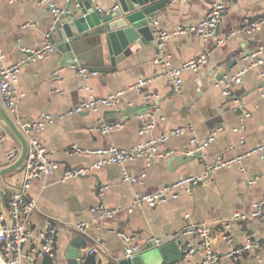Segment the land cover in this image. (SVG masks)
<instances>
[{
    "label": "crops",
    "instance_id": "obj_1",
    "mask_svg": "<svg viewBox=\"0 0 264 264\" xmlns=\"http://www.w3.org/2000/svg\"><path fill=\"white\" fill-rule=\"evenodd\" d=\"M96 1L103 8H109L115 2ZM215 1L224 3L229 9L219 26V38L237 29L246 17L264 16V0H171L158 13L154 23L171 32L165 50L173 63L178 65L200 54L208 55L202 70L184 74L182 97L171 92L164 78L157 77L160 69L154 64L157 45L150 43L142 47L134 44L133 55L119 63L117 69L111 67L109 58L103 57L96 40L86 39L76 43L75 54L80 65L96 72L88 80H84L76 69L62 67L61 56L56 50L43 60L23 67L19 87L24 96L19 118L35 122L43 112L55 116V121L37 137L59 162V168L45 182L35 180L28 191L30 197L38 200L31 218L35 238L47 229L49 221L64 225L59 232L60 241L55 255L38 259L36 264H85L88 257L94 258L97 264H109L122 257L124 242L117 234L120 231L136 236V244L142 248L150 238L160 239L168 235L181 241L196 242L195 238L180 234L186 226L199 223L211 226L214 246L225 254L229 246L223 239L222 222L235 213L248 216L233 223L236 244L245 241L246 233L256 231L260 247L245 254L240 261L224 257L219 264H264V209L261 215L252 216L255 204L264 195V161L258 155L248 154L264 138V87L261 88L264 82V28L250 35L233 36L221 46L217 44L219 38L205 41L191 31L177 32L180 27L186 28L203 20ZM39 2L0 0V46L7 63L24 58L23 49L42 47L49 35L50 12L46 11L47 5ZM52 2L55 7L64 8L67 0ZM25 23L31 26L23 27ZM259 49L231 69L228 78L242 73V81L240 84L233 83L231 94L224 95L223 83L215 84V80L226 63L231 58H240L246 50L253 54ZM257 58L263 63L257 64ZM100 68L106 69L100 71ZM143 79L147 80V84L139 91L131 89ZM87 86L98 97L124 91V100L119 108H105L99 113L69 114L74 106L88 97ZM242 95L243 103L234 100ZM134 108L139 111L120 112ZM147 113L156 117L165 116L166 119L148 133L140 134L143 124L149 122ZM101 120L118 127L110 133H101L95 129ZM188 124L193 125L195 134L201 140L215 135L207 148L208 162L239 157L241 162L221 168L205 183L191 190H182L178 199L155 207H135L132 211L128 209L137 194L157 190L185 176L205 173V165L196 156L181 154L190 146V135L159 144L160 151L174 150L176 153L154 159L148 169L142 159L129 162L127 169L131 175L147 173L140 183L124 182L121 166L115 164L105 165L81 178L61 181L67 169L89 166L98 159L97 155L86 153L68 156L66 151L73 145L83 150H97L111 145L130 149L150 137ZM14 144L19 143L14 140L0 143V168L8 165L6 152ZM24 178L25 172L20 170L0 179V216L4 218V224L13 221L8 199L13 190L21 188ZM104 187L107 189L102 196ZM97 204L118 211L113 218L101 217L92 211ZM186 214L190 216L186 217ZM84 220L92 221L93 225L87 233H80L72 225ZM35 238L31 242L34 243ZM94 246L99 248V252L89 255L88 248ZM25 250H28V245ZM202 259L203 252L199 251L188 258L182 256L175 264H201ZM25 264L29 263L25 261Z\"/></svg>",
    "mask_w": 264,
    "mask_h": 264
},
{
    "label": "built area",
    "instance_id": "obj_2",
    "mask_svg": "<svg viewBox=\"0 0 264 264\" xmlns=\"http://www.w3.org/2000/svg\"><path fill=\"white\" fill-rule=\"evenodd\" d=\"M10 2H18L21 0H9ZM178 0H172L176 2ZM41 5L52 6L54 12H58L57 7L54 6L52 0H40ZM229 9L224 3L215 1L211 9L203 20L199 23L191 24L186 28L180 27L177 32H194L203 40L207 41L212 38L218 37L219 26L226 17ZM157 22L154 23L153 33L157 41V53L154 57V64L158 66L159 72L157 77H162L166 80L171 92L182 97L184 94L183 83L184 74L187 72H196L203 69L205 66L208 55L200 54L188 60L175 65L171 56L165 50L167 41L171 37V32L167 29L158 26ZM31 26L30 23L23 24V27ZM264 28V16L246 17L241 22L240 26L227 33L225 36L218 39V45H224L226 41L236 35L253 34ZM55 46L50 43L48 37L43 42L42 47L31 50L23 49L25 52L24 58L13 63L6 62V55L3 48L0 46V97L2 103L9 113V115L19 123V109L20 103L24 96V92L19 87L20 73L23 67L43 60L47 54L54 52ZM257 64L263 62L259 59ZM70 68L76 69L78 74L84 79L88 80L91 76L95 75V71H90L80 65L78 58H75ZM264 74V73H263ZM55 75L58 76L56 72ZM242 81V73L228 78L227 82L223 83V94L228 96L231 94L232 84H240ZM147 84V80H139L131 87L134 91H139ZM89 94L88 97L80 101L79 104L74 106L68 113L76 114L84 111L99 113L102 109L119 108L124 100V91L110 94L105 97H98L93 93L91 87L87 86ZM149 122L143 124L140 129V134H146L151 129L156 127L161 121H165V116L156 117L154 114L147 113ZM55 121V116L51 113L43 112L37 121L32 124L33 134L25 129V125H21L22 130L28 140L29 153L24 166L25 178L21 188L13 191L8 199V207L10 209L13 221L4 224V218L0 216V262L2 264H36L38 259L53 257L59 245V232L64 227L60 222L49 221L47 229L39 232L35 238V229L32 226L31 218L38 206L37 198L30 197L28 191L35 180L45 182L47 177L59 168V162L47 149L45 144L37 137V134L45 130L46 126ZM118 125L113 126L105 123L103 120L95 127L97 131L107 134L110 133ZM190 135L189 147L181 152L182 155L199 154V160L205 165V173L199 176L189 175L180 178L172 183L165 184L157 190L137 194L129 211L135 207L149 206L155 207L157 204L169 200L178 199L182 190H191L194 186L203 184L207 178L218 172L221 168H229L235 162H241V157L230 160L218 159L214 163L208 162L207 148L215 139L212 134L205 140H201L196 134L193 125H182L171 128L166 132L156 137H150L145 141L137 143L130 149H122L115 145L97 150H83L78 145H73L66 153L68 156H74L80 153L95 154L98 159L96 162L89 166H81L67 169L61 181L65 182L71 179L81 178L91 172L99 170L101 167L109 164L120 165L122 169L123 181L130 184H137L143 181L147 173L142 172L139 175H131L127 169L129 162L142 159L145 162L146 169H148L153 160L163 156H170L175 154L174 150L160 151L158 145L168 142L171 138L179 136ZM11 133L6 129L5 125L0 121V143H8L13 141ZM15 141V140H14ZM21 149L18 144H14L7 152L6 159L8 165L13 164L20 157ZM248 154H255L260 156L264 161V138L252 148ZM244 171V168H241ZM107 187L102 188L101 195L103 196ZM252 216L261 215L264 209V195L255 206ZM94 213L99 214L101 217L113 218L118 209L109 210L102 204H97L92 208ZM190 214H186L189 217ZM248 216L244 213H235L229 219L222 222L223 226V239L229 246L225 254H221L216 250L211 232V226L208 223L191 224L186 226L180 235L186 238H195L196 242L190 240H182L180 247L182 249V256L188 258L196 252H203V259L201 264H219L224 257L232 261H240L245 254L250 251L256 250L260 247V241L256 231L246 233L245 241L238 245L235 242V236L232 233L233 223L236 220L247 219ZM93 225L90 220H84L74 223L72 226L80 233H87L88 229ZM118 236L124 242V250L121 258H131L139 249L136 244L137 238L131 233L120 231ZM179 235V236H180ZM35 238L34 243L31 242ZM158 238H150L149 242ZM31 242V243H30ZM28 245V250L25 246ZM89 255H96L99 252L98 247L88 248ZM110 262L109 264H119ZM175 264V263H168Z\"/></svg>",
    "mask_w": 264,
    "mask_h": 264
},
{
    "label": "water",
    "instance_id": "obj_3",
    "mask_svg": "<svg viewBox=\"0 0 264 264\" xmlns=\"http://www.w3.org/2000/svg\"><path fill=\"white\" fill-rule=\"evenodd\" d=\"M171 0H115L109 8L100 7L96 0H67L64 8H57L54 12L52 6H47L50 12L51 30L48 40L55 46L56 53L61 56V66L70 67L76 58L75 44L86 39H94L103 52V57L110 60L111 67L117 69L119 63L124 62L133 55L132 47L138 44L140 47L145 43L157 45L153 35V23L158 13L163 10ZM106 48V51H105ZM250 50L240 54V58H231L223 68L215 84L227 82L231 69L246 57L254 55ZM259 59L257 58V61ZM106 68H100L105 71ZM89 70V69H88ZM91 71V70H90ZM264 73V72H263ZM264 87V82L261 88ZM233 96V94H232ZM234 100L243 103V95ZM138 109L122 110V114L137 112ZM84 111L81 113H88ZM0 121L11 133L13 139L19 143L20 157L13 164L0 168V179L6 175L24 169L28 153V140L20 128L18 121L13 119L3 103H0ZM21 125L31 134L32 124L30 120L21 117ZM194 156L199 159V154ZM17 190V189H16ZM15 191V190H13ZM181 239L168 235L153 240L146 246L139 248L131 258H120L119 264H163L175 263L182 257L180 247ZM82 249V247H81Z\"/></svg>",
    "mask_w": 264,
    "mask_h": 264
},
{
    "label": "trees",
    "instance_id": "obj_4",
    "mask_svg": "<svg viewBox=\"0 0 264 264\" xmlns=\"http://www.w3.org/2000/svg\"><path fill=\"white\" fill-rule=\"evenodd\" d=\"M85 264H97L94 258L88 257ZM166 264V263H165Z\"/></svg>",
    "mask_w": 264,
    "mask_h": 264
},
{
    "label": "bare ground",
    "instance_id": "obj_5",
    "mask_svg": "<svg viewBox=\"0 0 264 264\" xmlns=\"http://www.w3.org/2000/svg\"><path fill=\"white\" fill-rule=\"evenodd\" d=\"M2 264V263H1Z\"/></svg>",
    "mask_w": 264,
    "mask_h": 264
}]
</instances>
